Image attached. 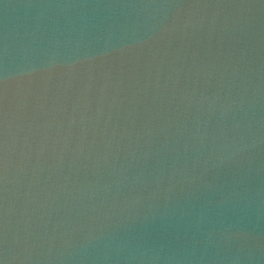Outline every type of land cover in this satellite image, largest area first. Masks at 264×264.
<instances>
[{"label":"clouds","instance_id":"1","mask_svg":"<svg viewBox=\"0 0 264 264\" xmlns=\"http://www.w3.org/2000/svg\"><path fill=\"white\" fill-rule=\"evenodd\" d=\"M0 264H264V0H0Z\"/></svg>","mask_w":264,"mask_h":264}]
</instances>
